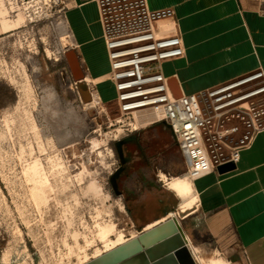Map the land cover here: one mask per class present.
<instances>
[{
	"label": "rangeland",
	"instance_id": "obj_1",
	"mask_svg": "<svg viewBox=\"0 0 264 264\" xmlns=\"http://www.w3.org/2000/svg\"><path fill=\"white\" fill-rule=\"evenodd\" d=\"M27 2L17 0L20 9L14 13L7 0H0V33H12L0 38V261L87 264L85 251L92 261L97 249L105 250L100 226L114 224L126 238L141 230L132 223L131 197L124 189V181L133 173L143 177L135 160L137 149L145 146L144 166L154 185L158 175L165 176L167 184L168 177L186 174L187 165L173 131L164 123L133 131L135 122L151 117L145 115L149 112L120 113L107 76L83 67L82 54L63 26L64 11L60 12L58 1L40 6ZM68 52L76 53L84 80L72 77ZM81 85L92 96L87 103ZM259 87L255 82L238 89L250 92ZM93 94L98 102L89 108ZM248 101L254 124L246 114L225 116L217 130L232 126L239 130L208 142L211 155L228 156L230 151L221 141L231 147L241 145L244 135L250 140L264 125V94ZM128 137L136 142L124 146L130 158L117 181L120 195H116L110 181L122 167L118 143ZM170 157L173 162L183 161V168L178 169ZM192 196L184 195V202ZM193 242L201 255L216 257L206 238Z\"/></svg>",
	"mask_w": 264,
	"mask_h": 264
},
{
	"label": "crops",
	"instance_id": "obj_2",
	"mask_svg": "<svg viewBox=\"0 0 264 264\" xmlns=\"http://www.w3.org/2000/svg\"><path fill=\"white\" fill-rule=\"evenodd\" d=\"M147 3L152 11L172 9L175 13L174 21L162 22L161 26L171 30L176 24L185 55L163 63L162 73L173 81L177 95H198L259 71L264 73V0ZM65 5L63 26L82 54L79 58L83 67L96 76H108L110 61L96 1L65 0ZM9 35L11 31L0 33V38ZM148 118L151 120L138 124L139 130L153 126V117ZM170 144L168 151L172 150ZM144 148L135 151L143 177L135 172L124 181L125 192L131 197L128 204L132 223L141 229L138 235L148 226H158L175 216L193 245L195 239L204 237L228 262L264 264V130L241 152L236 170L224 175L211 173L189 182L198 203L186 213L180 211L182 200L171 189V182L178 179L167 184L158 179L151 184L154 177L144 166ZM174 160L170 157L178 169L183 168V161Z\"/></svg>",
	"mask_w": 264,
	"mask_h": 264
},
{
	"label": "built area",
	"instance_id": "obj_3",
	"mask_svg": "<svg viewBox=\"0 0 264 264\" xmlns=\"http://www.w3.org/2000/svg\"><path fill=\"white\" fill-rule=\"evenodd\" d=\"M27 1L40 6L48 0ZM57 1L60 12H63L66 8L64 0ZM95 1L110 61L107 81L115 90V102L120 113H153L156 116L155 125L164 123L169 127L185 159L186 175L192 180L218 173L220 166L229 163L237 165L241 152L264 130V125L256 128L250 140L244 135L241 145L231 147L221 141L230 151L226 157L223 154L211 155L206 145L216 137L222 140L239 130L233 126L217 130L224 122L222 119L232 112L246 114L254 124L248 100L264 94V73L259 71L198 95L182 94L177 98L162 73L163 63L185 55L181 32L176 24L171 30L161 26L162 22L174 21V11H152L147 0ZM255 82L260 84L256 90L238 89ZM248 126H251L249 122Z\"/></svg>",
	"mask_w": 264,
	"mask_h": 264
},
{
	"label": "water",
	"instance_id": "obj_4",
	"mask_svg": "<svg viewBox=\"0 0 264 264\" xmlns=\"http://www.w3.org/2000/svg\"><path fill=\"white\" fill-rule=\"evenodd\" d=\"M66 60L74 80H84L76 53H66ZM172 83L173 81H169V86L174 93ZM81 91L86 103L92 100L86 85H81ZM174 95L177 98L181 96L176 93ZM131 141L132 138H128L118 143V155L122 167L117 170L110 181L116 195H120L117 181L125 171L123 166L129 162V158H126L124 153V146ZM236 168L234 163H229L220 166L218 173L224 175ZM190 246L181 224L174 216L148 231H143L137 237L87 264H197Z\"/></svg>",
	"mask_w": 264,
	"mask_h": 264
},
{
	"label": "bare ground",
	"instance_id": "obj_5",
	"mask_svg": "<svg viewBox=\"0 0 264 264\" xmlns=\"http://www.w3.org/2000/svg\"><path fill=\"white\" fill-rule=\"evenodd\" d=\"M8 4H9V10L12 12H16L17 9H20L19 4L17 3V0H7ZM27 83L28 86H30V81L27 78ZM98 99L97 97L93 94V102L89 103V108L95 106L94 104H97ZM85 104V103H84ZM141 115V114H140ZM145 115H150L151 117H153V121L151 123V125H155V121H156V116L153 113H149V114H145ZM144 116V114H143ZM148 120H151L148 118ZM147 119L141 118L138 122H135L134 125V130L133 131H138V123H142V122H148ZM131 138V137H130ZM128 139V138H127ZM134 139L132 138V141ZM37 168L38 166H34L33 170L35 172H37ZM160 174V173H159ZM181 178V180H180ZM164 181H166V177L163 176ZM171 180L173 179H179V180H174L173 182H171V189L172 191H174L176 193V195L178 197H181L182 199V205H181V209L180 211L183 213H186L187 211H189L190 209L194 208L195 205L198 203V198L196 196H192L189 200H187L186 202H184V195H188V194H192V186L190 185L189 182H192V179L188 177V175H184L181 177H171ZM163 182V181H162ZM157 224L154 225H150L146 228V230H150L152 229L154 226H156ZM100 236H101V240L102 243L104 244V248L105 250L102 251L100 249H97L95 251V256L92 258L96 259L102 255H104L105 253L119 247L120 245H123L124 243L128 242L129 240L135 238L138 236V234H135L134 232H132L131 238H126L125 233L123 231H121L120 229H118L114 224H109V225H104V226H100ZM116 238L115 240H113L112 238ZM191 244V250L192 253L195 257L196 263L197 264H229V262L224 259L219 252L214 251V254L216 255V257L214 258H207L205 257V255H201L202 250L199 247H195L193 246L192 242L189 241ZM84 262L83 263H89L91 260L89 259L86 251H85V255H84Z\"/></svg>",
	"mask_w": 264,
	"mask_h": 264
},
{
	"label": "flooded vegetation",
	"instance_id": "obj_6",
	"mask_svg": "<svg viewBox=\"0 0 264 264\" xmlns=\"http://www.w3.org/2000/svg\"><path fill=\"white\" fill-rule=\"evenodd\" d=\"M67 65H68V63H67ZM69 67V66H68ZM128 138H130V137H128ZM127 139V138H126ZM134 142H136V140H133L131 143H134ZM159 173H163V172H159ZM164 174V173H163ZM164 175H166V174H164ZM167 176V175H166ZM158 177L160 178V180L161 181H163V179H161V177H160V175H158ZM168 177V176H167ZM169 179H170V177H168ZM181 198V197H180ZM182 200V199H181Z\"/></svg>",
	"mask_w": 264,
	"mask_h": 264
}]
</instances>
